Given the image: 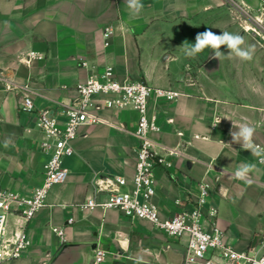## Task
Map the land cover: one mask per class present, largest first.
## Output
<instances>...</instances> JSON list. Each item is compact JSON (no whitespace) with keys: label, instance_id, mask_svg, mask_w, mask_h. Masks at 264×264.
<instances>
[{"label":"crops","instance_id":"crops-1","mask_svg":"<svg viewBox=\"0 0 264 264\" xmlns=\"http://www.w3.org/2000/svg\"><path fill=\"white\" fill-rule=\"evenodd\" d=\"M142 3L133 16L126 0H0V191L30 195L42 184L50 154L42 147L37 111L64 118L63 103L76 97V83L111 65L121 78L181 93L150 107L159 129L149 137L171 162L156 170L161 215L196 206L207 183L203 226L219 227L227 244L247 251L264 236V155L244 150L231 132L250 124L254 144L264 150V41L255 31L264 32V0ZM208 29L242 35V47L255 46L253 58L217 59L210 48L187 57L183 43L194 44ZM220 51L230 52L227 46ZM25 84L34 91V112L19 106ZM101 115L102 122L81 128L74 154L64 160L67 179L51 187L36 215L8 217V232L25 230L29 245L2 264H92L95 247L106 250V264L182 261L183 251L169 243L185 247V239L117 209L85 207L87 199L119 189L116 177L128 179L123 189L130 187L135 173L138 114L104 109ZM245 163L256 167L247 180L237 179Z\"/></svg>","mask_w":264,"mask_h":264},{"label":"built area","instance_id":"built-area-1","mask_svg":"<svg viewBox=\"0 0 264 264\" xmlns=\"http://www.w3.org/2000/svg\"><path fill=\"white\" fill-rule=\"evenodd\" d=\"M255 31L264 41V32ZM112 33L113 28L107 27L105 36ZM75 90L76 97L69 103H63L64 118L57 117L49 109L37 111V125L43 132L42 147L50 154L44 164L42 184L34 188L30 195L0 191V264L18 259L29 245L25 230L8 232V217L16 214L29 220L36 215L44 205L51 187L67 179L69 171L64 166V160L74 154V142L81 128L102 122L104 119L101 111L104 109H129L138 114L136 135L140 142L136 149L135 173L130 187L123 189L129 186L128 179L116 177L119 189L110 190L101 200L95 197L87 199L85 207L117 209L132 219L152 223L169 236L185 239L184 264H264V238L258 248L253 243L247 251H240L226 243L222 229L217 226L207 229L203 226V206L209 186L207 183L201 184V192L195 200L196 206H186L182 211L169 216L160 213L155 202L156 170L171 162L154 148L149 137L152 131L159 129L157 117L151 114L150 107L159 98H177L180 91L157 87L143 80L121 78L111 65L77 82ZM19 106L26 112L36 110L34 91L29 84L22 87ZM215 213L216 209L212 208L210 214ZM106 254V250L96 247L92 264H106Z\"/></svg>","mask_w":264,"mask_h":264},{"label":"clouds","instance_id":"clouds-1","mask_svg":"<svg viewBox=\"0 0 264 264\" xmlns=\"http://www.w3.org/2000/svg\"><path fill=\"white\" fill-rule=\"evenodd\" d=\"M129 12L133 16H139L142 12L144 5L142 0H126ZM245 44V39L238 33H229L223 31L221 34H216L211 29L203 33H198L195 37V43L190 44L187 41L183 43L185 55L187 57L195 58L197 54L202 52L205 48H210L213 52L214 58L220 59L222 56H232L233 54L244 61H250L255 53V46L249 45L247 48L242 47ZM221 46H227L230 50L228 55H224L220 51ZM220 119L217 121L219 124ZM215 126V125H214ZM233 126L236 125L233 122ZM255 128L248 123L239 125L238 131L231 132L233 142L240 143L244 150H249L254 156L261 157L264 155V150L260 149L253 142ZM223 143V142H222ZM8 146V141H5V147ZM264 163V159H261ZM256 165L251 163L242 164L237 168L234 175L237 179L247 180L250 172L255 169Z\"/></svg>","mask_w":264,"mask_h":264},{"label":"water","instance_id":"water-1","mask_svg":"<svg viewBox=\"0 0 264 264\" xmlns=\"http://www.w3.org/2000/svg\"><path fill=\"white\" fill-rule=\"evenodd\" d=\"M263 238L264 237H260L259 239H255L254 240V245H256V248H258V246H259V244H261V242H262V240H263ZM169 245L170 246H174V247H176V248H178V249H181L182 251H183V256H182V261L180 262V264H184V259H185V255H186V247H182V246H180V245H178V244H175V243H173V244H171V243H169ZM96 248V247H95Z\"/></svg>","mask_w":264,"mask_h":264}]
</instances>
